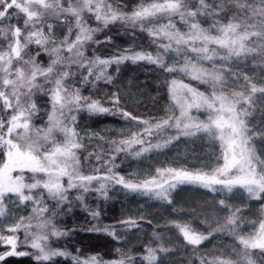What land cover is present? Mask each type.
<instances>
[{
	"label": "snow or ice",
	"instance_id": "1",
	"mask_svg": "<svg viewBox=\"0 0 264 264\" xmlns=\"http://www.w3.org/2000/svg\"><path fill=\"white\" fill-rule=\"evenodd\" d=\"M85 13L93 15L104 27L117 21L138 26L146 30L157 48L163 51L153 54L126 50L124 54L109 59H85L83 46L99 30L87 24ZM174 17L179 18L187 31L175 29ZM201 17L210 21L207 27L203 25ZM65 27L68 35L58 41L56 32ZM73 28L77 29L75 40H69ZM256 41L264 45V0H195L194 3L190 0H151L131 13L119 11L109 0H0V152L4 156L0 164V217L5 215V197L15 196L20 205L27 206L29 202L34 205L32 217L27 223L21 217L7 226L8 234L0 235V242L10 246L8 251L0 254V261L11 256L32 255L38 262H48L55 257L70 256L66 251L48 246L49 232L55 237L67 233L58 230L52 219L41 214L50 212L51 217H55L58 214L56 209H62L64 204L71 205L69 193L72 190H77L75 199L84 205L94 219L99 212L88 208L84 193L94 190L107 198L108 184L120 185L129 192L168 203H171L170 191L184 183L198 184L211 192H231L239 187L252 199H264V159L258 156L255 149L257 139L264 144V86H257L245 76L247 83L236 89L233 85L239 82V75L234 81H228L222 72L214 70L217 67L215 64L211 70L204 66L197 67L187 57L190 52L199 60L214 61L219 58L227 62L219 65L221 69H231L233 63L256 51L249 46L250 42ZM33 45L36 47L34 54ZM213 45L215 47H211ZM63 52L69 55L65 57ZM42 53L50 57L47 66L37 61ZM171 53L177 54L178 62L173 65L165 61V57ZM181 53L184 55L181 56ZM181 58L188 62L180 64ZM124 61H147L168 73H191L193 79L209 84L212 91L205 94L173 79L169 94L179 106L180 115L148 124L144 132L152 135L154 130L175 128L176 134L169 136L162 144H146L144 133L133 131L130 138L121 139L116 152L141 145L132 153L140 157L153 148L167 146L180 136L199 137L203 134L219 141L222 149L223 163L211 175L186 169H157L156 177L143 183H133L115 174L112 167L103 176L84 173L83 161L76 151L81 144L75 129L77 116L74 112L87 110L97 116L119 115L126 120L139 118L122 109L115 94L111 106H105L101 100L82 96L78 88L68 91L69 77L72 75L70 65L76 64L78 68L85 69L86 75L81 72L83 82L95 86L102 78L106 82L112 80L111 76L106 75L108 65H119ZM65 62L69 69L63 67ZM98 67L99 73L96 74L94 69ZM93 76L94 80H90ZM37 93L48 97L51 109L47 114L48 126L35 129L34 135L33 118L40 110L33 99ZM193 108L206 111V119L193 116ZM56 131L62 134V140L55 137ZM97 160L100 161L99 156ZM103 163L107 164L108 161ZM14 172L20 175L13 176ZM25 172L33 175L26 179L23 175ZM65 178L66 184L63 183ZM94 181H101L99 187L94 186ZM49 200L54 202L52 209L47 204ZM220 204L224 205L225 201L222 199ZM33 219L38 221L36 232L31 231ZM235 222L234 211L228 217L227 224L234 225ZM120 223L128 228L139 227L137 221L131 219ZM176 227L184 243L194 249L208 239V236L187 224H177ZM21 229L26 232L24 242L36 253L17 251L18 237L15 233ZM87 231L104 232L115 238V230L108 227L94 225ZM238 240L242 245V250H236L239 260L215 258L207 261L202 258L201 264H256L253 258L255 253L251 250L264 254V223L260 224L256 235H240ZM169 251L163 245L146 248L144 264H163L159 253ZM72 261L73 264H107L96 255L83 259L72 256ZM112 264L137 262L129 256Z\"/></svg>",
	"mask_w": 264,
	"mask_h": 264
},
{
	"label": "trees",
	"instance_id": "2",
	"mask_svg": "<svg viewBox=\"0 0 264 264\" xmlns=\"http://www.w3.org/2000/svg\"><path fill=\"white\" fill-rule=\"evenodd\" d=\"M148 2L151 0H109L113 7L124 13H131ZM190 2L194 3L195 0H190ZM211 2H216V0H211ZM84 15L90 27L99 29L93 34L92 40L84 44L85 59L96 57L109 59L124 54L126 50L129 52L152 51L153 54L163 51L157 48L153 40L151 42V37L145 35L146 33L140 27H133L118 21L104 27L102 22L96 21L90 13ZM200 19L205 27L210 23L205 17ZM166 21L163 19L164 23ZM173 22L180 26L181 31L187 30L178 17H174ZM76 31L77 29L73 28L69 40H75ZM64 35H68L66 27L57 30L58 41L62 40ZM108 37L111 39L108 40ZM96 41H101V43H96ZM249 46L255 48L256 51L233 63L231 69H221L219 65L227 62L223 63L220 60H202L197 64L191 53H187L188 61H193L197 67L204 66L209 69L212 68V62H216V71L222 72L228 81H234L239 75V82L234 86L236 89L247 83L245 76L257 86H264V45L256 41L250 42ZM32 51L33 54L36 51L34 45ZM169 57L170 55L165 57L167 64L177 63H169L166 60ZM37 61L42 66H47L50 57L42 53L37 57ZM63 67L69 69L68 63H65ZM70 70L72 75L69 77L68 91H75L78 88L82 96L101 100L105 106H111L113 94H115L119 98L120 107L139 118V120H126L119 115H91L87 110L74 112L77 116L75 129L79 134L81 144V148L76 151L83 161L84 173L103 176L107 173V169L112 167L115 174L123 176L130 182H136L138 179L145 181L156 177L157 169H186L211 175L218 166L222 165L223 155L219 141L211 140L203 134L199 137L180 136L167 146L159 149L153 148L140 157H135L132 153L141 145H133L130 149L116 152L121 139L130 138L133 131L143 132L146 144L148 142L162 144L169 138L168 136L176 134L171 129H163L154 130L152 135H148L144 129L148 124H155L162 119L177 115L176 103L170 100L169 85L173 79L184 81L187 77L184 72L168 73L147 61L137 63L124 61L119 65L112 63L107 66L106 75L112 77L110 82L102 78L93 86L92 83L83 82L81 72L85 74V69L71 64ZM94 73H99V67L94 69ZM89 79L94 80V76ZM187 82L196 87L199 85L191 78ZM199 87L205 92L204 87ZM33 99L36 100L40 109L37 116L33 118V127L45 126L48 123L47 114L51 109L48 97L37 93ZM141 120L147 123H140ZM256 120H259L258 116ZM103 129L109 130L113 136L110 141L90 137L91 133ZM54 135L58 140L63 139L59 131ZM255 145L264 153V144L259 139L256 140ZM97 156L100 157V161L97 160ZM3 160V153L0 152V164ZM104 161L108 163L105 164ZM13 175H20V173ZM23 175L26 178L28 173L25 172ZM96 183V181L93 182L94 186L99 187ZM216 187L221 188V186ZM241 193L242 188L239 187L231 192L227 190L211 192L200 185L183 184L170 191L171 203H168L147 195L129 192L116 184H108L107 198L94 190L84 193L88 208L99 212V216L94 219L88 214L84 205L75 199L77 190H72L69 193L71 205L64 204L62 209H56L58 214L55 217H51L50 212L41 214L52 219L58 230L67 233V235L55 237L49 232L48 246L52 249L66 251L71 255L55 257L48 262H38L32 255L11 256L0 261V264H73L72 256L83 259L93 255L98 256L107 264L129 256L134 257L137 264H144L143 256L146 248L160 245L170 249L168 253H159L163 264H201L202 258L207 261L215 258L239 260L240 257L236 250H242V245L239 244L238 236H254L259 231L260 224L264 223V199H252L248 195L244 199ZM222 199L225 201L224 205L220 204ZM47 204L52 209L54 202L49 200ZM3 206L5 215L0 217V235L8 234L7 226L17 222L21 217L24 218L25 223L32 217L34 205L31 202L27 206L20 205L16 197L11 196V198L5 197ZM234 211L236 222L234 225H228V217L232 216ZM128 219L137 221L139 227L128 228L120 223ZM177 224H187L193 230L208 236V239L194 249L193 246L184 243L176 227ZM94 225L114 229L115 238L104 232L87 231ZM15 235L18 237L17 251L34 253L30 246L25 245L22 229ZM8 250L9 245L0 242V254ZM251 251L255 253L253 258L256 264H264V258H261L264 254H261L259 250Z\"/></svg>",
	"mask_w": 264,
	"mask_h": 264
},
{
	"label": "rangeland",
	"instance_id": "3",
	"mask_svg": "<svg viewBox=\"0 0 264 264\" xmlns=\"http://www.w3.org/2000/svg\"><path fill=\"white\" fill-rule=\"evenodd\" d=\"M149 3V2H148ZM145 4H147V3H145ZM144 4V5H145ZM118 22H120V21H118ZM166 23H167V21H166ZM175 24V23H174ZM129 25H131V24H129ZM132 26V25H131ZM138 27V26H137ZM185 28V27H184ZM175 29H179L180 30V26L179 25H177V24H175ZM175 29H173V30H175ZM185 30H186V28H185ZM187 31V30H186ZM144 32L146 33L145 35H148V33H147V31L146 30H144ZM149 36V35H148ZM150 38V37H149ZM151 39V42H152V40H153V38L151 37L150 38ZM162 40H163V38H161ZM163 42H167L166 40H163ZM84 47V46H83ZM211 47H215L214 45L213 46H211ZM151 53H153L152 51H151ZM190 53V52H189ZM192 55H194V57H195V60H194V62L195 63H200L202 60H199L196 56H195V54H193V53H191ZM63 55L65 56V57H67L69 54L67 53V52H63ZM184 54L183 53H181V56H183ZM188 57V56H187ZM189 59V58H188ZM169 63H176V62H178V60H177V54L176 53H171L170 54V57L169 58H167L166 59ZM185 59H183V58H181V59H179V63L180 64H184V62L186 61H184ZM215 60H220L219 58H217V59H215ZM204 61V60H203ZM221 62H223L224 63V61H222V60H220ZM187 62V61H186ZM190 62H192V63H194L193 61H191L190 60ZM65 63H67V62H65ZM216 62H212V68H213V64H215ZM211 68V69H212ZM210 69V70H211ZM214 70H216V69H214ZM87 73L85 72V75H86ZM189 78H191L192 80H194V81H196L197 82V84H199L197 87L196 86H194V85H189V83L187 82L188 81V79ZM180 82H183V83H185V84H188L189 86H191V87H193V88H195L196 90H198V91H200V92H203L201 89H200V87L199 86H202V87H204L205 88V94H210L211 93V91H212V89H211V87H210V85L209 84H207V83H202L201 81H199V80H195V79H193L192 78V75H191V73H189V74H187V77H186V79H184V81H180ZM236 84H234L233 85V87L235 86ZM229 91H231V90H229ZM171 101H173L172 100V98L170 99ZM173 103H175L174 101H173ZM169 108H171V105L169 104ZM175 111H176V116L175 117H177V116H179L180 115V108H179V106L177 105V104H175ZM191 114L193 115V116H195L197 119H201V120H203V119H206V117H207V112L206 111H204V110H196L195 108H193V109H191ZM48 126V123L45 125V126H39V127H33V134L35 135V129H44V128H46ZM172 131H174V132H176V130H175V128H172L171 129ZM57 132V131H56ZM42 133H41V142H43V140H42ZM90 137H92L93 139H95V138H98V139H100V140H103V141H110L112 138H113V136H111V133L109 132V130H107V129H103V130H100V131H98V132H95V133H91L90 134ZM169 137V136H168ZM168 137H166V138H168ZM165 138V137H164ZM255 149H256V152H257V154H258V156H262L261 158L262 159H264V153H262L259 149H257V147H256V145H255ZM260 154V155H259ZM14 173H19V172H14ZM13 173V174H14ZM33 174H31V173H28V175L26 176V178H29V177H31ZM14 176V175H13ZM134 180V179H133ZM97 183L96 184H99L101 181H96ZM133 183H143L144 181L143 180H140V179H138V180H136V182H134V181H132ZM63 183H67V180H66V178L64 179V181H63ZM184 184H189V183H184ZM181 185H183V184H179V185H177V187H176V189L178 188V187H180ZM189 185H191V184H189ZM195 185H198V184H195ZM120 186V185H119ZM120 187H122V186H120ZM40 191H43L42 189L40 190ZM241 195H242V197H244V199L246 198V195H248L247 194V192L244 190V189H242V193H241ZM37 198H40V197H37ZM7 221V220H6ZM4 222V224L6 225L7 224V222ZM38 223V221H36V220H34V221H32V229H31V231H33V232H36V231H38V229L36 228V224ZM22 232H23V234H24V237H23V240H25V237H26V232H25V230L24 229H22ZM25 245H28L29 246V244H26L25 243ZM9 249H10V246H9ZM34 250V249H33ZM34 253H36V250H34ZM38 254V253H37Z\"/></svg>",
	"mask_w": 264,
	"mask_h": 264
}]
</instances>
